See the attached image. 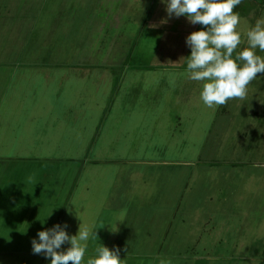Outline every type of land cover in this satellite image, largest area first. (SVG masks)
Returning a JSON list of instances; mask_svg holds the SVG:
<instances>
[{
    "label": "rangeland",
    "instance_id": "1",
    "mask_svg": "<svg viewBox=\"0 0 264 264\" xmlns=\"http://www.w3.org/2000/svg\"><path fill=\"white\" fill-rule=\"evenodd\" d=\"M159 1L82 0L81 6L86 9L93 7L91 12L95 14L92 15L95 19L90 30L87 29L74 65L58 69L48 67L47 63L37 62L33 69L38 71L35 70L30 77L31 85L21 86L12 79L11 87L6 89L0 105H14L16 101L17 105H43L39 112L44 115L38 117V114L29 111L27 118H20L21 111L15 110L14 116L9 120L10 123L15 121L11 125V131L16 130L19 137L16 142L11 141V145L7 144L11 149L19 144L30 148V151L37 149L38 153L45 155L52 154L56 148L60 158H52L49 163L46 159H41L39 164L41 171L42 166H50L51 170L54 168V173L65 161L63 159H67V153L74 150L70 146L57 147L55 137L66 139L70 135L72 140L71 134L76 131L79 137L75 144L85 151L93 144H88L91 134L87 133L98 125L103 109L104 116L110 109H105V105H124L131 119L126 126L120 125L123 127L122 131L125 127L126 130L136 129L132 138L126 139L125 135H119L114 158L121 160L143 157L145 160H166V164L148 168L135 162L120 167L121 164L115 162L93 167L79 161L78 168L83 170L78 169L76 172L77 178L82 172L78 181L91 185L92 189L97 178L101 179L102 188L97 190V197L103 200H98L97 203H110L112 206L101 204L102 207L95 205L94 208L107 212L111 224L117 226V230L112 233L116 244L111 249L121 252V264H239L238 258L241 255L238 253L221 254L225 258H231L228 261L204 262V258L210 259L212 255L201 250L203 246L211 250L214 241V246L220 243L231 248L240 232L246 236L249 247L251 240L255 239L254 233L264 229V73L257 74L247 86L243 98H233L224 105L210 109L199 99L202 82L190 81L184 75V59L190 55L187 46L183 47L185 52L177 63L165 59V67L162 66L164 69H135L136 66L139 68L154 64L157 67L160 64L158 60L161 59L156 51L165 28L156 23L160 21L157 19L160 14L156 11ZM234 11L241 18L237 27V31L241 33V44L234 51L233 59L248 47L246 33L258 19L264 18V3L260 4L258 0H241ZM59 17L61 18V14ZM100 22H104L108 28L103 31L94 29ZM183 24L177 23L181 26L180 29L185 27ZM201 29L202 26L199 25V30ZM174 30L176 27L172 29L173 32ZM27 32L28 30H24L21 36L23 40L30 41L33 35ZM54 33L55 31L52 34ZM167 38L170 40L162 48L161 54L166 52L165 55L173 58L179 42L183 45L182 36L174 38L170 32ZM50 40L51 37L48 36L47 41ZM70 45L67 44V47ZM256 54L264 58V52L258 49ZM173 65L179 68H169ZM25 67L26 64H19L18 69L28 71L29 68ZM43 72L48 77L42 78L40 75ZM82 73L85 75L81 78ZM37 80L41 81L39 89L33 91L32 96L29 95L30 91L23 95L22 90L25 87L33 89ZM142 105H153L154 108L151 111L139 110L138 107ZM175 105L180 108L183 130L182 134L173 136L170 134L172 115L165 108ZM21 120L25 123L22 126L18 125ZM60 120L63 124L57 126ZM15 162L16 159L0 158V205H7L14 195ZM66 162L76 167L75 163ZM116 167L122 172L120 181L114 185L112 175L118 172ZM51 170L48 172L51 173ZM132 173H135V177L131 183L129 174ZM43 174L46 173L43 171ZM130 188L135 193H127ZM47 193L44 191L45 195ZM210 197H213L212 201L209 200ZM223 197L227 198L226 202L221 200ZM190 210H196L200 218L198 224L208 220L206 231H200L201 239L195 238L200 240L194 245L195 254L182 253L190 243L182 245L181 250L175 245L180 240L176 233L182 235L181 230L191 227L190 224L193 223L196 226L192 228L199 227L194 215L190 217ZM250 212L253 215L250 216ZM70 214L63 216L60 223L67 225L69 236L77 235L79 227L92 228L96 224L94 221L79 222V213L75 209ZM187 214L190 219L195 220L183 224L182 217ZM255 214L263 216L262 224L254 222ZM243 217L249 218L247 226L241 225ZM118 219L123 221H117ZM5 220L11 223L12 218H0V264L46 262L44 255L29 251L32 240H38L36 232H31V237H22L14 230L8 232L3 228ZM16 222L18 228L23 226L19 220ZM122 222L130 223L124 225ZM222 226L226 230L219 241L221 234L217 230ZM212 229L213 232H210ZM97 240L99 239L90 238L89 247L102 245ZM105 242L109 243L110 240ZM258 244L260 243L253 245L254 250ZM62 246L71 247L67 242ZM14 251L17 253L11 255ZM250 254L247 259L253 261L256 255L252 252ZM167 257L170 259H166Z\"/></svg>",
    "mask_w": 264,
    "mask_h": 264
},
{
    "label": "crops",
    "instance_id": "2",
    "mask_svg": "<svg viewBox=\"0 0 264 264\" xmlns=\"http://www.w3.org/2000/svg\"><path fill=\"white\" fill-rule=\"evenodd\" d=\"M81 1L82 0H2L0 2V101L2 98H4L6 89L11 87L10 84L12 82V79L15 81V83H20L21 86H27L29 84L31 85L29 81L32 78L30 77L35 70L38 71V69L36 68L33 69L34 67H36L35 63L37 62L47 63L48 67L53 66V68L58 69H65L68 66L71 67L74 65L73 63H75L76 54L82 47L81 44L86 37L85 34L88 30H90L93 24V20L95 19L92 16H95V14L91 12V9L93 7H89V9H86V7L81 6ZM78 4H80V6ZM156 6V11H158L157 13L160 14V17L157 18L160 19V21H157L156 23L162 25L165 28V30L163 31V35H161V37L159 38V40H161L158 44L159 49L158 51H156L158 52L161 59L158 60V62L160 61V64H158L157 67L154 64L139 68L136 66L135 69L144 71H148L147 69L151 67L164 69L165 59L169 62L177 63V61L180 60L181 55H183V53L185 52V49H183V47L186 46V43H184L185 38L190 33L199 30V24L193 25L185 17L169 18L165 11V5L161 4L160 1ZM158 8H160L161 12L160 10H158ZM60 14L61 18L59 17ZM162 21L167 22L162 23ZM55 22L56 24L54 25ZM177 23H184L183 25L185 27L180 29L181 26H178ZM156 26L157 25H155V27ZM174 27H176V30H174L173 32L172 29H174ZM104 28H108V26L104 24V22H100L99 24L97 23L94 26V29H96L97 31H103ZM24 30H28L27 33L33 35L30 41L23 40L21 35ZM53 31H55L54 34H52ZM170 32L174 38H180L182 36L183 41V45L181 44V42H179V48L176 51L173 50L175 53L173 58H169V56L165 55L166 52L164 54H161L162 48L168 45V43L166 42L170 40L169 38H167ZM48 36L51 37L50 41H47ZM67 44H71L69 48L67 47ZM180 45H182V48L180 47ZM162 55L164 56L162 57ZM19 64H26L27 67L25 68H29V70L23 71L22 69H18ZM175 66L176 65L169 66V68H179ZM130 67L134 68L133 66ZM84 75L85 73H82L81 78ZM40 76L42 78L48 77L46 72H43ZM38 84H41V81L37 80L33 89L31 87H25L22 90L23 95L24 93L30 91L29 95L32 96L34 93L33 91L39 89ZM15 104L0 105V149L2 148V151L0 150V158L8 157L16 159L13 167L15 174V176H13L15 177L14 195L10 197L9 203H7V205H0V218L4 219L8 216L12 218L11 223H8V220L4 221V230H7L8 232H11L13 230L15 232L18 231V234L22 237H31V232H36L35 237H37L38 231H44L52 228L53 225L60 224L61 221H63V216L69 215L72 210L75 209V211L79 213V215H77V218L80 219L79 222H96L95 226H93L94 228L92 227L96 236L95 239H99L97 240V242L102 243L104 247H107L109 250H113L111 249V246L113 244H116V241L114 240L112 229L114 228V226L117 229V226L111 224L108 217L109 214L107 212L105 213L104 210L97 211L94 208L95 205L101 206V204H104L103 202H100V204L97 203L98 200H103V198L97 197V190H100L102 188L101 179L99 180L97 178L96 183H94L93 189L90 188L92 187L91 185L88 186L83 182H80V180L78 181L79 177H81L80 175L82 172L78 174V178L76 177V172L78 171V169L83 170L82 168H78V162L80 161L82 164L87 165L90 164L93 167L101 166L102 164H114L115 162L116 164L120 163V167H123V164H134L135 162H138L140 164L146 165L145 167L152 168L159 166L160 164L165 165L167 161H158V159L145 160L143 159V157L142 159H115L114 156L116 153H114V149L117 144L116 141H119V135H125L124 138L126 139L132 138L134 136V131L136 128L133 127L134 130H126L125 126L128 124V120H130L131 118L128 114L127 108H125L124 105H105V109L110 108L108 113L104 116L103 109L102 117L98 125L90 132H86L87 135L91 134L90 138H88V144H93L91 146L89 145L88 149H85V151L79 149V147L75 144L76 138L79 137L78 134L76 135V131L71 134L73 136L72 140H70V135L66 139L55 137V140L58 143L57 147L70 146L74 150L67 153V159H63L65 161H63V163L59 165V168L60 166L61 168L59 169L56 167L57 169L54 173V168L51 170L50 166H42L43 171L46 173L43 174V171H41V169L39 168L41 159H46L49 163L50 159L58 158V153H56L55 151L56 148L51 146L52 149L54 148V152L52 154L45 155L43 153H38L37 149L30 151V148L22 147V145L19 144H17L14 149H11L10 146H8V144L11 145V141L15 140L16 142L18 140L17 137H19V134L16 135V130L15 132L14 129L13 131H11V125L15 124V121L10 123L9 120L14 116L15 110L21 111L20 118H22L23 116L24 118H27L29 111H33L35 114H38V117H42L44 115H42L39 110L43 105H17V101L15 102ZM153 108V105H142L141 107H138L139 110L148 109V111H151V109ZM165 110L166 112L168 110L171 113L169 114L170 116L172 115L170 119V134H172L173 136L175 134H182L183 119L181 116V112L179 114L180 108L176 107L175 105L170 106L167 109L166 106ZM143 116H145V114ZM60 122L61 120L57 123V126L63 124ZM23 124L25 123L21 120V123H19L18 125L22 126ZM122 124H125L124 131H122L123 127L120 126ZM59 130L60 132L62 131V129ZM133 142L134 141H132V143ZM51 148H49V150ZM66 161L75 163L76 167L71 165L70 163H67ZM129 166H131V164ZM116 169L118 168L116 167ZM48 170H51V173H49ZM121 172L122 170L118 169V172L112 175V182L114 185L118 184V182L120 181ZM134 177L135 173L129 174V180L131 183L134 181ZM79 186H81V189L79 188ZM44 191L48 192L47 195L44 194ZM127 193H135V190H132V188H130L128 189ZM13 197L14 199L12 200L11 198ZM209 200L212 201L213 197H210ZM221 200L225 201L227 200V198L223 197L221 198ZM117 205L118 204H115V206ZM2 206H10V208L5 209L6 207ZM104 206H112V204L105 203ZM195 211L196 210H190L189 212L191 213L190 217L193 214L196 220L195 218L190 219L187 214L186 216L182 217V223L185 224L188 221L193 222L195 220V223L199 225V227L192 228V226H196L193 223L190 224L191 227L187 226V229L181 230L183 232L182 235L176 233L177 237L180 238V240L176 241L175 243L176 247L179 248V250L182 249V245L190 243L187 244L188 246L182 253L195 254L193 253V250L195 249L194 245H197L200 242V240H196L195 238L199 237V239H201L200 231H206L205 226L206 224H208V220L201 222L203 224H198L200 218H198V214ZM71 215L72 214H70V216ZM251 215L253 214L251 213L250 216ZM243 218H241V225L247 226V224L250 223V221H247L249 218ZM113 219L114 218H112V220ZM261 219H263V216L261 214H255L254 222L262 224L263 220L261 221ZM17 220L22 223L23 226L21 228H18L16 226ZM122 223L124 225H127L130 222ZM76 226H78V223H76ZM225 230L226 228L224 226L220 227L217 230L221 234L219 241H221L223 232ZM263 230H258L257 233H254L255 239L251 240L249 247L247 245V239L245 238L246 236L242 235L241 232L236 237L237 240H235L234 245H232L231 248L221 245L220 243L214 246V243L216 241H214V243L211 245V250H207L206 247L203 246L204 248L201 251L206 254L212 255V257H209L210 259H202L204 262H218L220 260L228 261L231 258H225L221 256V254L238 253V255H241L238 258L239 264H250L249 262H252L251 264H264ZM210 232H213V229L210 230ZM106 240H110V242L104 243V241ZM258 242L260 244L256 245V248L254 250L253 245L257 244ZM96 247L97 246L88 248L86 258H88L87 255L94 254V250ZM67 249L68 248L61 246V249H59L58 251H66ZM29 251L30 253L34 254L32 252V247L29 249ZM250 252L256 255L253 261H251V259H247L249 255H251ZM6 253H8V251ZM15 253H17V251L12 252L11 255H14ZM119 253L121 252L119 251ZM36 255H43V253ZM165 257L166 256H164V258ZM166 259L169 260L170 258L167 257ZM40 264H50V258H47L46 262L42 261Z\"/></svg>",
    "mask_w": 264,
    "mask_h": 264
},
{
    "label": "clouds",
    "instance_id": "3",
    "mask_svg": "<svg viewBox=\"0 0 264 264\" xmlns=\"http://www.w3.org/2000/svg\"><path fill=\"white\" fill-rule=\"evenodd\" d=\"M160 2L165 5L169 18L185 17L191 24L202 26L201 30L192 32L185 38L190 55L184 59L186 79L202 82L200 101L206 107L215 109L230 99L243 98L247 86L257 74L264 73V58L256 54L257 49L264 52V18L258 19L249 28L246 33L248 47L233 59L234 51L241 44V33L237 31L241 18L234 11L241 0ZM237 61L242 63L238 64ZM66 229V224H56L50 229L38 232V240H32V252L43 253L46 259L50 258V264H121L118 250H109L100 244L95 248L94 254L85 259L89 239L96 238L94 229L79 227L75 236H69ZM116 230L114 226L112 231ZM65 242L71 247L66 251H58Z\"/></svg>",
    "mask_w": 264,
    "mask_h": 264
},
{
    "label": "trees",
    "instance_id": "4",
    "mask_svg": "<svg viewBox=\"0 0 264 264\" xmlns=\"http://www.w3.org/2000/svg\"><path fill=\"white\" fill-rule=\"evenodd\" d=\"M260 2V4H263L264 3V0H258Z\"/></svg>",
    "mask_w": 264,
    "mask_h": 264
}]
</instances>
